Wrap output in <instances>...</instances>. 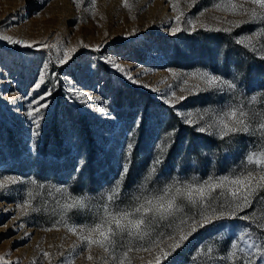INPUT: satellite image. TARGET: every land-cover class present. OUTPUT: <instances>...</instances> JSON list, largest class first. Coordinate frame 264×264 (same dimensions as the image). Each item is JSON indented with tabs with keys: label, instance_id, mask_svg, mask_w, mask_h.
I'll return each mask as SVG.
<instances>
[{
	"label": "rangeland",
	"instance_id": "rangeland-1",
	"mask_svg": "<svg viewBox=\"0 0 264 264\" xmlns=\"http://www.w3.org/2000/svg\"><path fill=\"white\" fill-rule=\"evenodd\" d=\"M129 3L132 5L131 12L123 7L122 0H95L94 7L90 5L89 0H82L79 8L73 0H0V35H10L14 39L29 42L48 44L59 42L64 46L77 47L73 59L67 64L49 67V79L42 86L41 94L49 90L52 94L45 101L48 107L42 110L44 118L41 121V134L35 141L33 150L31 129L34 126L27 116V111L30 102L36 96L32 89L38 77V69L42 67L50 50H39L37 47L29 49L0 41V178L18 176L26 181L33 178L32 172L42 161L51 166L48 176L55 171L59 174L62 172L59 162L65 158L79 162L85 152V141L79 125V120L81 121L83 117L91 128L94 142L103 152L108 153V156H103L102 164L109 163L115 170L111 175L112 185L122 171L127 144L130 139H135L133 134L136 128L135 121L140 118V112L144 117V141L153 149L161 137L172 130L171 128L159 130L156 121L159 114L156 106L150 101L162 102L161 93L168 91L170 95L168 86L179 84L171 78L167 70L188 72L196 68H208L194 62L181 65L165 60L163 50L170 48L172 49L170 60L175 58L173 51L187 56V50L179 42V37L191 33L181 31L175 35L171 34L169 25L174 22L175 13L168 0H129ZM190 3L191 0H177L178 6L191 18H196L201 11L208 9L201 20L213 27L230 25L212 17H220L221 21L239 19L216 11L213 8V0H197L196 5L189 7ZM89 7H92L91 13L85 11ZM258 26L259 22H253L233 29L232 37L235 39L242 34H251ZM198 30L205 31L199 28ZM81 44H87L89 47H81ZM96 46H100L99 52L94 51ZM252 54L258 57L257 54ZM101 57L116 59L140 83H132L126 75L115 71ZM179 60L185 62L184 57H180ZM53 71L58 74V79L51 76ZM225 78L233 79L234 75L230 73V77ZM194 82L190 81V85ZM143 84L149 87L145 88ZM125 86L142 90L151 96L147 102L144 101L146 102L144 112V99L140 100L138 96L132 94L130 100V95H127L125 90L122 91L124 96L119 101L114 99L117 88ZM152 88L158 91L153 92ZM174 90L178 95L182 94L179 87H175ZM259 91L246 96L257 94ZM73 92H83L86 95L78 98L72 95ZM95 97L99 99H94ZM228 99L226 95L215 93L198 94L189 96L177 107L181 110L219 107ZM103 107H107V114L98 110ZM57 131L59 139L54 142V139L49 137ZM215 139L218 140L216 147L221 149L218 150L221 154L220 168H214L212 163H207L203 172H197L191 165L180 176L189 178L197 175L206 178L212 171L226 174L230 168L239 164L254 138L240 136L232 143ZM43 141H46L45 147ZM206 151L207 158L216 152L214 148ZM153 158L154 156L147 161V169ZM174 175L177 174L166 175L161 180L170 179ZM142 177L143 175L138 176L133 182L139 185ZM37 182L61 186L48 179ZM26 187L32 186H9L8 191L0 192V256H4L10 264H48V260L42 255L43 252H48L53 264H59L62 259L60 253L65 257L73 255L71 246L78 243L77 238L68 233L63 226L58 230L52 227L58 212L56 205L58 194L54 191L49 196L47 189H37V199L33 204L40 211L30 212L28 216H19L16 204L23 197ZM261 208H264V205L258 204V213ZM5 209L8 211H4ZM72 222L77 224L87 222V217L83 212L73 213ZM225 223L235 225L243 222ZM46 228L52 230L45 231ZM25 233L28 235L25 236ZM214 236H223L224 239L219 243L222 248L227 247L229 236L227 227L219 232H213L211 229L208 232L201 230L190 238L184 248L177 250L169 261L162 264H189L194 249ZM77 252L73 264H93L87 260L86 251ZM93 254L96 257L103 256L98 249H94ZM130 255L132 264H147L149 259L147 253L133 252ZM95 264L101 262L97 260Z\"/></svg>",
	"mask_w": 264,
	"mask_h": 264
},
{
	"label": "snow or ice",
	"instance_id": "snow-or-ice-1",
	"mask_svg": "<svg viewBox=\"0 0 264 264\" xmlns=\"http://www.w3.org/2000/svg\"><path fill=\"white\" fill-rule=\"evenodd\" d=\"M73 2L79 8L82 0ZM168 2L175 13L174 22L169 25V31L173 35L181 31L194 33L198 28L209 32L232 33L233 29L259 22V26L253 29L251 34L236 37L234 43L264 60V0H213V8L216 11L239 17L226 21H221L220 17H212L230 25L229 27H213L203 22L201 18L208 9L201 11L196 18H191L178 6L177 0ZM89 3L94 7L95 0H89ZM122 4L129 12L132 11L129 0H122ZM196 4L197 0H191L189 7ZM92 7L86 8L85 11L91 13ZM0 41L29 49L37 47L39 50H50L42 67L38 69V77L32 89L36 96L27 111V116L34 126L31 136L35 150V141L41 134V121L44 118L42 110L48 107L45 101L52 94L51 90L41 94L42 86L49 79V67L67 64L73 59L77 47L64 46L59 42H29L14 39L10 35H0ZM80 46L89 47L87 44ZM94 51L99 52L100 46H96ZM101 58L115 71L126 75L132 83H140L116 59ZM167 71L179 84L169 85L170 95L166 91L161 93L160 98L165 105L173 109L181 123L194 128L197 133L218 138L224 143H232L240 136L254 138L250 147L243 154L239 164L230 168L226 174L212 171L206 178L197 175L184 178L177 174L162 181L160 168L178 132L177 128H173L156 144V154L151 164L136 191L130 195L122 190L133 163L134 141L131 139L127 144V154L119 177L96 197L89 196L87 192L76 195L66 185H45L38 183L34 178L25 181L18 176H3L0 178V192L8 191L9 186H32L25 188L23 197L16 204L19 216H28L30 212L40 211L33 204L37 199V189H47L49 196L53 191L58 194L57 218L52 227L58 230L63 226L78 241L71 246L73 255L65 257L60 253L62 259L59 264H73L77 250L86 251L87 260L93 264L97 260L101 264H132L130 254L133 252L147 253V264H162L169 261L177 250L184 248L190 238L201 230L208 232L211 229L213 232H219L226 227L229 230L227 247L222 248L219 243L224 239L223 236H214L194 249L189 264H264V208L257 212V205H264V91L246 96L239 89L235 78H225L204 68L188 72L173 69ZM51 76L58 79L55 71L51 72ZM190 81L195 82L190 85ZM143 87L148 88L149 85L143 84ZM175 87H179L182 94L178 95ZM54 88L55 84L52 85V89ZM151 90L158 91L156 88ZM205 93L226 95L229 99L219 107L207 106L193 110H181L177 107L189 96ZM72 95L83 98L86 94L73 92ZM98 110L107 114V107ZM141 126L142 117L135 121L136 128ZM83 163L81 158L77 172L81 170ZM81 212L87 217V222H72V214ZM233 221L243 223H225ZM44 230L51 231L52 228ZM27 235L28 233H25V236ZM94 249L100 250L103 256H94ZM42 255L48 260V264H53L50 253L43 252ZM0 264L10 262L0 256Z\"/></svg>",
	"mask_w": 264,
	"mask_h": 264
},
{
	"label": "trees",
	"instance_id": "trees-1",
	"mask_svg": "<svg viewBox=\"0 0 264 264\" xmlns=\"http://www.w3.org/2000/svg\"><path fill=\"white\" fill-rule=\"evenodd\" d=\"M180 37L179 42L185 46L188 53L187 56L173 51L175 58L170 60L169 57L172 52L170 48L169 50H163L166 61L170 63L173 61L175 64L181 65H186L188 62L198 63L224 77H230V73H232L244 95L257 90H260L259 92L264 91V60L256 57L251 52H247L243 46L236 45L232 33L197 30L194 33H187ZM180 57H184L185 62L184 60H179ZM185 57L189 58L186 59ZM230 70L233 72H230ZM236 74H239V76L237 77ZM117 89L118 91L114 96L116 101H119L124 96L122 95L124 90L127 95H130V100L132 99V94L138 96L140 100L144 99L143 107L151 97L146 92L130 86ZM150 101L156 106V111L159 114L156 116L159 130L163 128L178 129L174 143L165 155L164 162L161 165V179L173 173L183 174L191 165L194 166L197 172H203L207 163H212L214 168H220L221 154L218 153V150L221 151V149L216 147L218 146V140L206 134L197 133L192 127L181 123L174 111L164 103L157 100ZM145 110L144 107L143 112ZM141 117L142 126L135 128L133 133L135 135L133 140V163L130 165V172L125 179L122 190L124 192L127 190L125 193L128 194L136 191L138 184L133 182V180L146 173L147 161L156 154V149H153L148 142L144 141V117L140 112ZM79 125L84 137L83 141H85L84 163L81 170L79 172L76 171L79 165L77 160L72 162L69 161L70 158H65L59 162V166H61L59 168L62 169L60 174L55 171L48 176L51 166L42 161L34 169L32 176L37 181L48 179L55 181L59 185H66L76 195L87 192L89 196L96 197L111 186V175L115 173V170L109 163L102 164L103 156H108V153L103 152L101 147L94 142L91 128L85 118L82 117L81 121L79 120ZM49 138L54 139L53 141L56 142L59 139V132H54L53 136ZM45 143L46 141H43V147L46 146ZM58 145L57 143V147ZM209 148H214L216 152L211 153V156L209 155L210 158H207L205 157V152Z\"/></svg>",
	"mask_w": 264,
	"mask_h": 264
},
{
	"label": "bare ground",
	"instance_id": "bare-ground-1",
	"mask_svg": "<svg viewBox=\"0 0 264 264\" xmlns=\"http://www.w3.org/2000/svg\"><path fill=\"white\" fill-rule=\"evenodd\" d=\"M1 205V204H0ZM8 206H10V205H8Z\"/></svg>",
	"mask_w": 264,
	"mask_h": 264
}]
</instances>
